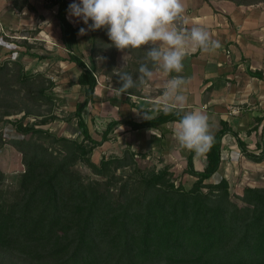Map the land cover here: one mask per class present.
<instances>
[{"label": "trees", "instance_id": "1", "mask_svg": "<svg viewBox=\"0 0 264 264\" xmlns=\"http://www.w3.org/2000/svg\"><path fill=\"white\" fill-rule=\"evenodd\" d=\"M18 1L13 3L22 10L28 0ZM229 1L244 6L264 3V0ZM70 3L43 0L44 7L55 13L68 61L81 69L78 85L82 99L76 104L74 116L83 141L58 138L43 129L41 126L49 120L39 114L36 115L41 120L25 123L31 112L23 110L25 115L15 123L21 138L14 140V146L23 155L25 170L18 196L10 204L1 197L0 169V264L6 261L15 264L16 259L31 264H264V184L252 186L248 180L240 192L242 204H238L230 199L227 179L206 183L219 170L223 139L232 132L226 122H222L212 147L205 152L203 171L195 170V152L191 151L187 158L186 173L196 178L189 191L175 184L169 167L138 172L139 156L130 148L120 158L102 159L100 167L90 162L89 155L109 141L120 125H128L134 131L158 129L177 122L179 117L173 112L158 111L150 113V120L141 122L112 120L101 140L92 136L83 113L94 103L98 88L96 53L111 42L104 29L90 31L93 46L90 64H86L75 52L81 27L70 22L67 11ZM109 49L114 60L119 50ZM138 51L141 50L126 52L135 55ZM6 68L0 66V79L5 78ZM16 77L25 85L40 76L20 70ZM115 79L120 87L118 78ZM48 82L51 88L55 87ZM37 91L39 97L53 103V97L46 94L47 88L39 85ZM126 95L130 100L140 93L131 89ZM42 140H47L50 146L57 144L58 151ZM239 145L246 153L245 144L239 141ZM245 155L260 163L264 161V147L258 156ZM141 156L146 158L148 154ZM81 161L104 176L112 165L115 169L135 167L139 180L133 185L124 184L116 196L108 189L102 190L99 183L85 184L74 169Z\"/></svg>", "mask_w": 264, "mask_h": 264}, {"label": "crops", "instance_id": "2", "mask_svg": "<svg viewBox=\"0 0 264 264\" xmlns=\"http://www.w3.org/2000/svg\"><path fill=\"white\" fill-rule=\"evenodd\" d=\"M183 4L185 12L182 26H202L222 45L214 53H204L200 50L190 52L184 60L183 71L179 73L188 80L184 89L187 102L183 111L202 110L209 117L213 135L222 129L223 121L232 130L223 139L220 168L206 183L215 184L227 179L231 185L232 182L242 181L240 179L244 178L242 185L248 180H251L252 186L264 184V161L256 163L245 155L248 153L258 156L264 147V4L244 6L229 0H183ZM41 6L42 13L46 15L42 24L48 25L43 31L47 39L46 48L53 50V45L65 49L62 48L59 23L51 16L54 11L45 8L43 2ZM24 10L22 15L26 14ZM71 22L75 26H85L75 18H72ZM52 29L55 32L56 44L51 40ZM79 37L75 45L77 54V47L81 44ZM55 59L58 67V58ZM63 64L69 66L74 63L66 60ZM80 73H75L77 84ZM72 75L71 72L69 76ZM167 78L163 74H157L150 83H154L152 91L156 95L143 98V102L154 101L153 103L157 104ZM103 89L104 96L97 88L94 103L90 106L100 105L105 113L112 116L115 109L119 108V116L124 118L118 121L145 120L141 114L134 112L142 111V104L135 100V96L128 100L126 94L118 97L110 92V87ZM100 99L102 103H99ZM158 111L163 110H157L155 107L152 112ZM176 123L170 122L158 129H151L153 134L150 129L134 131L130 126L122 124L110 137L118 134V140L125 143L124 147H130L136 153L152 151L154 155L163 156L169 162L181 161L182 164H187L191 151L183 149L177 142ZM239 141L245 144L246 153L240 147ZM194 167L200 172L205 169V153H195ZM215 176L219 177L216 182Z\"/></svg>", "mask_w": 264, "mask_h": 264}, {"label": "rangeland", "instance_id": "3", "mask_svg": "<svg viewBox=\"0 0 264 264\" xmlns=\"http://www.w3.org/2000/svg\"><path fill=\"white\" fill-rule=\"evenodd\" d=\"M22 1L24 0H19L18 2L22 3ZM42 2V0H28L25 6L27 8L18 10L13 0H0V66H7L4 73L5 78L2 77L0 79V169L3 173L1 197L7 204L12 203L18 196L20 179L25 170L23 155L14 146V140L21 138L15 129V123L25 115L23 110L31 112L25 123L41 120L42 118L36 115L39 114L49 120L47 124L41 126L43 129L48 130L58 138L65 137L79 142L83 141V136L78 129L74 116L76 104L82 99L81 87L77 84L75 78V73L77 71L80 73L81 69L75 64L69 66L63 64V61L68 60V52L65 49H60L53 45H51L53 50L46 48L47 39L43 31L48 25L44 26L42 24L46 17L42 13ZM35 5L36 7H34ZM23 10L26 12L24 15H22ZM54 14H51V16H54ZM84 27L87 28L86 25ZM51 36L52 42L56 44L54 29H52ZM79 38L81 44L77 47L78 55L89 65L90 49L93 46L90 31H87L85 35H80ZM62 48H64L63 45ZM109 48L103 47V50H99L96 53L98 66L96 75L101 84L98 85V89L103 96L105 95L102 91L105 90L103 89L104 87H117L115 78L118 77L114 75L113 70L123 65L122 57L125 55L124 70L133 74L135 78L138 73V67L142 62L140 53L144 55L143 49H140L141 51H138L139 54L135 55L118 51L113 60L111 59L113 54ZM55 58H58V67ZM20 70L31 75H39L40 77L32 79L34 80L32 81L33 83L22 85L16 77ZM108 71H110L109 74L107 73ZM71 72L73 75L69 76ZM48 81L53 82L55 87L51 88ZM34 82H36L35 85ZM153 84L138 89L140 96H135V100L137 99V102L142 104V110L149 112L155 110L156 103H153L154 101L150 103L143 102V98H150L152 95H156L152 91L154 90ZM39 85L47 88L46 94L53 97V103L38 96L37 86ZM98 96L101 98V95L98 94ZM99 103H102L101 99ZM119 110V108L115 109L113 116L105 113L100 105L89 106L84 111V119L95 139L101 140V134L108 122L124 118L119 116ZM118 137V134H113L109 141L96 148L89 155L90 162L100 167L102 159L120 158L127 147H124L125 143L119 141ZM41 142L58 151L57 144L50 146L47 140H42ZM144 153L148 154V157L143 158L141 154ZM136 154L139 156L137 160L141 168L137 167L139 168L138 172L150 173L169 167L172 180L177 186H183L187 191L193 188L196 178L186 173V163L182 164L181 161L169 162L163 156L154 155L152 151ZM110 168L107 176H104L98 175L93 167L82 161L78 162L74 167L81 174L85 184L99 183L102 190L108 189L116 196L120 193V189L124 184L128 182L129 185H133L139 180L135 167L115 169L112 165ZM218 179L219 177L215 176V182ZM240 180L242 181L237 180L230 185V199L238 204H242L240 192L242 186H244L242 183L245 182L244 178ZM14 262L15 264H31L19 259ZM2 264H7V261L2 262Z\"/></svg>", "mask_w": 264, "mask_h": 264}, {"label": "clouds", "instance_id": "4", "mask_svg": "<svg viewBox=\"0 0 264 264\" xmlns=\"http://www.w3.org/2000/svg\"><path fill=\"white\" fill-rule=\"evenodd\" d=\"M67 11L70 22L75 18L87 26L81 27L78 35L104 29L111 42L107 47H115L121 52L143 49L135 78L124 70L125 55L123 65L113 70L120 84V87H111L114 95L120 97L130 94L131 89L145 88L157 74H163L168 78L163 83L156 109L174 112L179 117L175 137L183 149L197 154L210 150L214 135L209 117L199 109L183 111L188 80L179 73L183 71L184 60L190 52L214 53L222 45L202 26H182L183 0H73ZM134 112L142 114L145 120L151 119L147 110ZM149 131L152 133L151 129Z\"/></svg>", "mask_w": 264, "mask_h": 264}, {"label": "built area", "instance_id": "5", "mask_svg": "<svg viewBox=\"0 0 264 264\" xmlns=\"http://www.w3.org/2000/svg\"><path fill=\"white\" fill-rule=\"evenodd\" d=\"M95 76H96V78H97L98 85H101L100 82H99V79H98L97 75H95ZM234 112H237V111L234 110Z\"/></svg>", "mask_w": 264, "mask_h": 264}]
</instances>
